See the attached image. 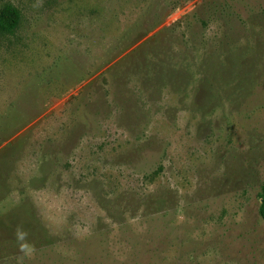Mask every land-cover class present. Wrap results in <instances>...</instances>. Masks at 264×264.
<instances>
[{
    "label": "rangeland",
    "instance_id": "obj_1",
    "mask_svg": "<svg viewBox=\"0 0 264 264\" xmlns=\"http://www.w3.org/2000/svg\"><path fill=\"white\" fill-rule=\"evenodd\" d=\"M6 5L0 264H264V0Z\"/></svg>",
    "mask_w": 264,
    "mask_h": 264
},
{
    "label": "trees",
    "instance_id": "obj_2",
    "mask_svg": "<svg viewBox=\"0 0 264 264\" xmlns=\"http://www.w3.org/2000/svg\"><path fill=\"white\" fill-rule=\"evenodd\" d=\"M221 10L219 11L222 14H226L232 17H239V14L236 13L232 5H227L225 2L220 5ZM236 15V16H234ZM20 21L19 11L11 5H6L0 12V31L12 33L17 28ZM260 206H259V215L264 221V183L261 187L260 193Z\"/></svg>",
    "mask_w": 264,
    "mask_h": 264
}]
</instances>
